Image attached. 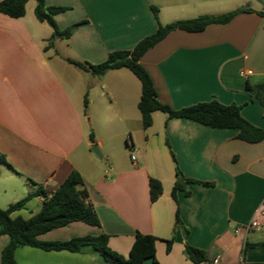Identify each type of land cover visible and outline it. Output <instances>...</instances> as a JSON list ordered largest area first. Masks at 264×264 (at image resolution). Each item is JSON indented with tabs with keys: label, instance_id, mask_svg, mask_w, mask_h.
Wrapping results in <instances>:
<instances>
[{
	"label": "crops",
	"instance_id": "1",
	"mask_svg": "<svg viewBox=\"0 0 264 264\" xmlns=\"http://www.w3.org/2000/svg\"><path fill=\"white\" fill-rule=\"evenodd\" d=\"M45 1L69 7L55 15L60 29L85 23L68 38L53 37L54 29L35 14V0L22 17L0 12V207L39 186L50 197L77 170L84 181L79 189L86 190L100 226L72 221L40 234L41 241L104 232L109 246L128 256L141 232L157 237L160 264H264V139L246 142L237 129L162 111H154L152 125L144 128L138 107L142 84L133 71L121 67L93 75L70 61L97 64L112 51L131 50L157 30L158 21L246 9L199 32L173 30L139 62L158 99L172 108L216 99L240 106L243 117L264 129V100L254 89L264 83V0ZM150 178L163 186L155 201ZM178 179L188 193L178 190L174 198ZM45 199L32 197L12 217H31ZM254 220L258 226L248 228ZM9 240L0 234V264ZM187 244L205 250L207 260L194 262ZM15 261L106 264L91 245L79 251L23 245Z\"/></svg>",
	"mask_w": 264,
	"mask_h": 264
},
{
	"label": "trees",
	"instance_id": "2",
	"mask_svg": "<svg viewBox=\"0 0 264 264\" xmlns=\"http://www.w3.org/2000/svg\"><path fill=\"white\" fill-rule=\"evenodd\" d=\"M29 0H0V12L11 17L19 18L26 14ZM35 14L37 18L48 23L53 29V37L68 38L74 29L85 21L75 23L66 29H60L55 21V15L66 11L67 6H49L45 0H35ZM155 17L158 19V8L152 6ZM246 9L232 10L218 15H200L190 19H180L167 24L159 22L157 30L142 38L131 50L112 51L108 58L97 64L70 60L93 75H103L107 70L127 67L140 79L142 84V95L138 103L142 116V126L148 128L153 123V112L162 111L168 117L187 118L218 128H234L238 130L237 137L246 142L255 143L264 139V129L248 121L236 104H224L213 99L199 102L180 109H174L169 104L158 99L157 90L147 69L139 62L147 50L160 42L173 30L181 29L189 32H199L213 23H227L237 13ZM159 20V19H158ZM260 99L264 100V83L255 88ZM88 107V99L85 97V111ZM92 142L95 136L90 134ZM5 160V159H4ZM187 181H195L187 179ZM207 184L208 182L197 181ZM83 177L73 170L60 186L49 196V192L39 186L36 190L29 191L25 197L6 208L0 207V234H8L9 243L3 248L1 254L2 264H16L15 250L19 246L32 245L46 250L68 249L79 251L84 245L93 246L105 259L106 264H144L145 260L151 259L152 264H160L156 258L157 237L152 234L136 232L135 239L128 256H124L109 246V235L78 236L66 241H41L38 236L55 227H62L72 221H84L92 225L100 226V218L94 208L87 203V192L79 189L83 185ZM150 197L155 201L162 193L163 186L160 180L150 178ZM178 190L188 193L181 180H177L172 195L176 198ZM37 195L46 197L41 209L29 218L23 216L12 217V213L22 209L27 201ZM178 216V214H177ZM168 250L171 248L172 240H167ZM188 256L196 263L207 260L205 250L186 245Z\"/></svg>",
	"mask_w": 264,
	"mask_h": 264
},
{
	"label": "rangeland",
	"instance_id": "3",
	"mask_svg": "<svg viewBox=\"0 0 264 264\" xmlns=\"http://www.w3.org/2000/svg\"><path fill=\"white\" fill-rule=\"evenodd\" d=\"M32 2H34V0H32ZM158 113H160V112H158ZM160 114H162V113H160ZM152 116H153V115H152ZM143 132H144V131L141 130L139 134L142 136V135L144 134ZM118 140H120V141H122V140L125 141V140H124V136H121ZM127 140H128V143L131 144V138H130V136H129L128 134H127ZM97 156L100 158V155H99V154H97ZM100 160H102V159H100Z\"/></svg>",
	"mask_w": 264,
	"mask_h": 264
},
{
	"label": "built area",
	"instance_id": "4",
	"mask_svg": "<svg viewBox=\"0 0 264 264\" xmlns=\"http://www.w3.org/2000/svg\"><path fill=\"white\" fill-rule=\"evenodd\" d=\"M132 159H135V156L134 155H132ZM256 226H258V222L256 221V220H254L249 226H248V228H251V227H256ZM218 260L217 259H215V263L217 262Z\"/></svg>",
	"mask_w": 264,
	"mask_h": 264
},
{
	"label": "water",
	"instance_id": "5",
	"mask_svg": "<svg viewBox=\"0 0 264 264\" xmlns=\"http://www.w3.org/2000/svg\"><path fill=\"white\" fill-rule=\"evenodd\" d=\"M92 148H93V151H94L96 154H99L100 156L102 155V154H101V151L99 150V147H98L97 143L93 144Z\"/></svg>",
	"mask_w": 264,
	"mask_h": 264
}]
</instances>
